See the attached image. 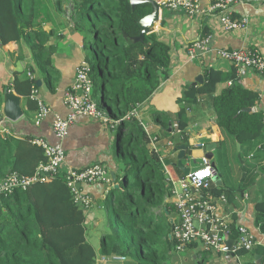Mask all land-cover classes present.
Instances as JSON below:
<instances>
[{
    "label": "trees",
    "instance_id": "trees-1",
    "mask_svg": "<svg viewBox=\"0 0 264 264\" xmlns=\"http://www.w3.org/2000/svg\"><path fill=\"white\" fill-rule=\"evenodd\" d=\"M49 4L68 15L72 28L84 37L85 51L90 45L94 97L120 121L114 127L119 130L125 173L106 184L111 188L103 205L110 231L101 236L99 250L89 240L87 212L73 199L63 172L0 194V264H98L99 253L124 255L133 264H170L178 244L166 215V211L172 218L179 214L173 185L137 115L141 104L171 75L170 47L153 33L137 40L139 20L149 12V4L134 8L130 0H0L1 43L23 42L35 61L32 77L15 80L16 91L29 99L32 110L38 109L31 98L38 87L36 80L42 78L54 92L60 76L50 56L53 47L45 42L52 31L45 28L46 15H40L45 10L49 14ZM220 82L223 88L216 93ZM201 100L214 109L221 129L240 143L259 136L261 112L244 110L256 105L257 96L238 85L229 86L227 78L214 69L206 70L204 83L180 100L176 123L180 129L187 125L188 108ZM131 111L134 115H128ZM35 138L0 127V182L11 174L34 175L47 160Z\"/></svg>",
    "mask_w": 264,
    "mask_h": 264
},
{
    "label": "crops",
    "instance_id": "crops-1",
    "mask_svg": "<svg viewBox=\"0 0 264 264\" xmlns=\"http://www.w3.org/2000/svg\"><path fill=\"white\" fill-rule=\"evenodd\" d=\"M141 1L143 0H138L140 3L137 2L136 5L149 4L148 13H150L152 5ZM210 3V0H201L200 13L195 15L180 9L160 10V19L151 30V34H155L160 41L169 45L172 72L151 98L141 104L138 116L146 135L151 140H155L151 142V147L156 150L159 157L163 158L170 172L179 178L186 176L176 168L180 145L187 146V158H184L183 162L192 169L193 163H201L202 156L207 153L206 146L216 143L213 153L220 178H215L212 192L217 204V213L231 222L235 228L240 225L246 227L256 240L253 251L243 254L206 250L202 244L196 243L184 250H175L170 264H264V210H262L264 207L262 206L264 203V78L254 70L236 67L232 62L218 55L221 49L247 48H255L264 55V0H243L235 4L233 6L235 17L239 19L248 17L249 24L245 28L234 30L226 29L217 14L208 12ZM45 28L52 31L45 42L52 45L50 56L60 72L56 91L51 92L49 89L45 92L40 88L41 97L50 107L49 113L43 120H38V109L32 110L29 107V99L20 95L15 89L17 77H29V72L35 70L33 68L35 61L30 48L23 42L12 41L2 44L0 41V116H4V89L9 88L22 97L24 115L15 122L6 118L1 125L18 136L31 135L57 143L53 124L58 117L63 118L70 113L64 103V94L75 80L78 64L87 57L84 37L72 28L66 13H59L53 8L52 20L45 24ZM206 34L212 35L211 50L196 59L190 58L188 46ZM18 62L22 64L21 72L17 70ZM208 69L221 72L227 78V82L235 80V85L257 96L256 105L250 112H261L263 127L258 137L241 143L240 150L237 145L239 141L227 130L221 129L216 122L214 109L203 100L188 108L186 127L175 128L182 106L180 100L188 90L199 86H194L192 83L201 74L205 81V72ZM38 79L47 84L42 78ZM223 85V82L217 84L216 93L221 92ZM111 118L116 121L112 116ZM115 131V127L101 120L79 115L69 127L62 142L66 150V161L62 166V172L68 167L79 169L98 163L105 165L110 173L114 170L118 175L123 159L119 153V142ZM170 142H173V145H170ZM240 155L248 169L246 174ZM167 159L171 163H168ZM218 179L221 181L220 184L216 181ZM110 188L109 185L100 182L82 184V189L91 194L95 200L93 208L87 212V228L90 242L93 244L92 239H96L93 245L97 250L100 249L103 234L97 239L92 230L103 226V202ZM221 194L226 195L228 199L226 201L220 199ZM173 219L179 222V214ZM109 230L108 227L106 232ZM256 254L261 256L260 259H256ZM101 256L99 253L98 264L120 263L99 262Z\"/></svg>",
    "mask_w": 264,
    "mask_h": 264
},
{
    "label": "built area",
    "instance_id": "built-area-1",
    "mask_svg": "<svg viewBox=\"0 0 264 264\" xmlns=\"http://www.w3.org/2000/svg\"><path fill=\"white\" fill-rule=\"evenodd\" d=\"M155 2L159 5L160 10L180 9L192 15L200 13L201 0H155ZM210 2L208 12L217 14L226 29L234 30L248 26L249 18H236L233 11V6L243 2V0H210ZM211 47L212 35L206 34L192 42L187 50L190 58L196 59L207 54ZM218 55L232 62L236 67L250 68L264 78V55L259 50L255 48L221 49L218 51ZM32 76L30 71L29 77ZM235 82V80H230L228 85L233 86ZM93 89L92 68L85 58L78 64L75 80L64 94V103L69 108L70 113L66 117H58L53 124L58 142L51 143L40 137L34 139L35 143L44 148L47 160L40 164L34 175L29 177H19L17 174L9 175L0 182V194L12 192L16 187L25 189L40 179L51 178L53 175L62 172V166L66 161V150L62 142L69 127L79 115L101 120L103 123L114 127L116 121L99 106L98 101L94 98ZM31 98L37 102V118L41 121L49 113L50 107L41 97L38 87L33 88ZM128 115H134V111ZM175 127L179 128L177 124ZM170 145H173V142H170ZM202 146L204 145L202 144ZM160 161L173 185L174 201L180 218L173 231L174 237L178 241L176 250L181 251L189 244L200 243L206 250L228 251L226 239L234 237L235 244L232 250L228 252L238 254L240 250L253 251L256 240L246 227L240 225L235 228L231 222L217 213V204L211 191L215 182L214 168L206 154L202 156L201 164L195 169H191L188 176L182 178H175L164 164L163 158L160 157ZM63 173L66 183L73 193V199L86 212L93 208L95 200L91 194L85 192L77 184L94 182L110 184L113 181L107 167L98 163L79 169L68 167ZM219 198L225 201L228 199L224 194L219 195ZM126 260L124 255L101 256L98 259L99 262L103 263L124 262Z\"/></svg>",
    "mask_w": 264,
    "mask_h": 264
},
{
    "label": "water",
    "instance_id": "water-1",
    "mask_svg": "<svg viewBox=\"0 0 264 264\" xmlns=\"http://www.w3.org/2000/svg\"><path fill=\"white\" fill-rule=\"evenodd\" d=\"M133 7L135 8L137 5L138 0H130ZM141 2H147L150 3L152 5V11L146 15H144L140 20H139V24L141 26V35L137 38V40H143L145 34H150L151 30H153L154 26L156 25V22L159 21L160 19V8L159 5L155 2V0H143ZM140 3V2H138ZM21 62L17 63V70L19 72L22 71L21 68ZM204 83V76L201 74L195 82L192 83V85L197 86V85H201ZM36 84L38 85V87L42 88L45 92H48L49 88L47 86V84L43 83V81L41 79H37L36 80ZM21 101H22V97L18 94H16L13 91H10L9 88H5L4 89V108H3V113L4 116H0V127L3 128V126L1 125L6 118L11 120V121H18L23 115H24V110L22 108L21 105ZM245 111H252L253 108L252 107H248L246 109H244ZM116 124L119 125L120 121H116ZM238 149L240 150V145L241 143L238 142ZM216 148V143H210L206 146V150L207 153L206 155L210 158L211 160V165L214 168V176L215 178H220V173L216 167V161L214 158V153L213 150ZM178 149L180 150L179 155H178V162L176 163V165L178 166V168L180 170L183 171V173L188 176L190 173L191 168L186 166L183 162L184 158L186 157V149L187 146L186 145H180L178 147ZM240 161L243 164V169L245 171V174L247 172V166L244 163V160L242 159L241 155L239 156ZM244 174V175H245ZM113 181L117 180V173L116 171H111L110 173ZM218 184L221 183L220 179L216 180ZM78 187H82L81 183L77 184ZM118 186V185H116ZM166 215L168 216L169 220L172 224V232L174 231L175 225H174V219L170 216L169 212L166 211ZM235 244V239L233 237H230L228 239H226V248L228 251H231L233 248V245ZM256 259H260V255L256 254L255 255Z\"/></svg>",
    "mask_w": 264,
    "mask_h": 264
},
{
    "label": "rangeland",
    "instance_id": "rangeland-1",
    "mask_svg": "<svg viewBox=\"0 0 264 264\" xmlns=\"http://www.w3.org/2000/svg\"><path fill=\"white\" fill-rule=\"evenodd\" d=\"M39 6H41V5H37V7H39ZM48 8H49V14L47 13V10H45L44 12H42L40 15H46V20L47 21H50V20H52V16H51V14H52V12H53V8H54V6H53V4H49L48 5ZM90 49V45L88 44V47L86 48V54H87V61L88 62H93V60L91 59V57L89 56V54H88V50ZM93 95H94V93H93ZM95 98V97H94ZM96 99V98H95ZM96 101H99L98 100V98L96 99ZM118 135H119V130H117V128H116V131H115V136L117 137V141L119 142V138H118ZM116 141V142H117ZM167 162L168 163H171L168 159H167ZM167 163V164H168ZM201 163H193V165H192V169H195L196 167H198L199 165H200ZM124 169H125V167H124V162H122V164H121V167H120V171H119V173H120V176L122 177L123 175H124V173H125V171H124ZM165 170V169H164ZM166 171V170H165ZM132 175H133V172L131 171V173H130V177H132ZM116 185H119V184H117L116 183ZM103 214H104V217H103V226H101L99 229H93L92 231H94V232H92V233H94L95 234V236L94 237H96L97 239L99 238V236H101L102 234H104L105 232H106V229L109 227L110 228V225H109V222H110V219L108 218V216H107V210H106V208L105 207H103ZM110 231V230H109ZM108 231V232H109ZM91 237H93V235H91ZM98 241V240H97ZM92 242H93V244H95L96 243V239L95 238H93L92 239ZM130 262L128 261V259L126 260V261H124V262H120V263H118V264H129Z\"/></svg>",
    "mask_w": 264,
    "mask_h": 264
}]
</instances>
